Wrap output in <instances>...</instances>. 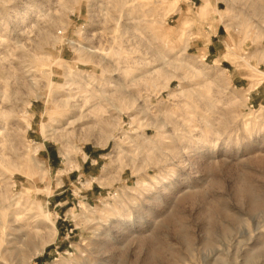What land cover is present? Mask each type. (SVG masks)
Instances as JSON below:
<instances>
[{
  "label": "rangeland",
  "instance_id": "obj_1",
  "mask_svg": "<svg viewBox=\"0 0 264 264\" xmlns=\"http://www.w3.org/2000/svg\"><path fill=\"white\" fill-rule=\"evenodd\" d=\"M261 233L264 0H0V264H264Z\"/></svg>",
  "mask_w": 264,
  "mask_h": 264
},
{
  "label": "bare ground",
  "instance_id": "obj_2",
  "mask_svg": "<svg viewBox=\"0 0 264 264\" xmlns=\"http://www.w3.org/2000/svg\"><path fill=\"white\" fill-rule=\"evenodd\" d=\"M201 9V13L202 14H204V16H205V18H207L206 17V14H210V10H211V8H210V4H209V1L208 2H206V4L202 7V8H200ZM201 14V15H202ZM210 18V17H209ZM209 20V19H208ZM221 20V19H220ZM219 23H220V21H219ZM222 23H223V21H222ZM226 25V24H225ZM246 25V24H245ZM244 25V26H245ZM88 51V50H87ZM257 150V149H256ZM235 186H236V188H235V192H236V196H238V197H241V196H243V195H247V196H250L252 199H253V203H252V206H253V208H257V207H260V206H262L263 205V200L262 199H260V198H258V199H255L254 198V191H253V188L251 187V185H248V184H246V183H242V182H238V181H236V184H235ZM228 213V215H231V214H229V211H227ZM124 225V224H123ZM125 226V225H124ZM107 234L109 233V232H106ZM111 235H112V233H111ZM111 237V236H110ZM258 239L259 238H261V239H263L264 238V233H261V234H259L258 236ZM109 238V237H108ZM112 239V238H111ZM105 240H106V238H105ZM110 240V239H109ZM102 242V241H101ZM107 242V241H106ZM109 242H111V240L109 241ZM113 242V241H112ZM109 244V243H108ZM104 245V244H103ZM109 247V246H108ZM100 249V248H99ZM251 256V255H250ZM252 257V256H251ZM106 258V257H105ZM107 259H108V257H107ZM253 259H254V257H253ZM107 261V260H106ZM81 264H87L86 262H82ZM100 264V263H99ZM101 264H102V262H101Z\"/></svg>",
  "mask_w": 264,
  "mask_h": 264
}]
</instances>
